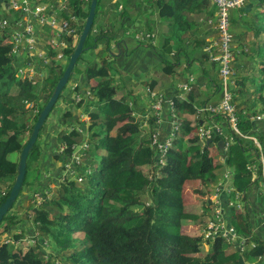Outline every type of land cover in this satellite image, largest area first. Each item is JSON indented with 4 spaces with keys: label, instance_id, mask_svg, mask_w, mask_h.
Segmentation results:
<instances>
[{
    "label": "trees",
    "instance_id": "trees-1",
    "mask_svg": "<svg viewBox=\"0 0 264 264\" xmlns=\"http://www.w3.org/2000/svg\"><path fill=\"white\" fill-rule=\"evenodd\" d=\"M68 6L70 16L78 20L79 27L75 35L65 36L66 65L59 68L60 62H55L56 55L50 52L53 65L41 80H19L16 64L20 55L12 54V44L6 43L7 31L0 29V205L14 183L19 156L32 127L73 53L88 16L90 0H69ZM214 13L211 0H97L93 25L84 43V53L94 50L96 57L85 60L82 53L71 76L72 79L75 75L82 76L80 82L69 89V93L78 95L79 102L65 99V88L58 97V100L67 101L65 105L72 104L61 117L64 124L67 120L69 125L76 120L73 112L86 103L83 114L90 118V125L85 130L90 133L88 164H92V168L89 174L83 173L85 168L81 170L82 174L77 171L78 176L83 177L82 181L85 176H89V180L78 186L81 182L72 179L68 183L67 179L71 177L67 176L66 183L60 182L55 196L49 200L45 198L39 209H35L31 225L40 232L39 237L49 243L47 250L44 248L47 245L41 242L43 247H29L23 240L22 230L13 229L22 221L13 214L21 191L0 222V264H238L239 256L264 264V241L252 237L244 207H232L228 211L231 225L246 240L242 248L240 243L216 234L212 238H196L189 254L180 252L182 228L190 222L201 225L204 231L212 220L207 213L216 206L214 203L208 205V200L220 181L217 170L223 166L229 169L230 179L229 176L226 179L230 181L233 194L234 190L244 192L251 185V174L247 169L251 161L246 154L252 145H245L234 132L228 130L232 141L219 164L211 156V148L223 137L212 136V143L205 149V140L198 136L187 139L193 128L202 127L207 116L197 109L209 103L216 104L220 99L221 85L214 79L217 66L210 62V53L217 50L213 46L217 31L214 23L207 22L215 19ZM61 18L74 26L68 15L62 14ZM157 24L166 27L159 36L157 47L144 43L124 55L120 52L112 54L111 45L120 47L127 42L126 36H133L135 31L136 34H152L153 39ZM230 32L234 37L232 52L235 58L231 92L238 117L237 129L246 133L254 126L252 117H263L258 122L264 124V0H244L240 8L231 11ZM141 48L154 50L158 59L154 71L159 70L170 80L167 90L171 91H162L172 102L173 111L170 113L169 106L163 104L160 113L169 130L166 136L155 132L159 140L164 141L169 136L171 123L180 130V136L175 138L165 155L164 166H160L158 153L151 145L155 126L151 111L145 121L135 116L131 103L135 96L129 90L121 91L116 78L121 72L113 65ZM246 60L249 66L244 64ZM240 67L247 70L246 74L239 73ZM181 70L179 81L176 76ZM194 71L207 80L204 99L199 98L204 91L199 90L198 79L190 82ZM39 81L42 85L37 90ZM179 84H187L190 91L181 94ZM151 87L153 90L156 84ZM87 93L89 96L86 97ZM24 103L32 105L30 112L24 110ZM211 118L223 121L222 115ZM146 121L152 132L142 128ZM43 126L26 159V177L30 169L33 175L35 163L40 165L42 162L39 139ZM95 126H98L96 131L92 130ZM259 135L258 139L264 145V135ZM58 140L66 144L64 150L61 156H51L64 163L63 156L69 159L73 152L71 147L83 142L84 138L72 130L68 134L62 132ZM12 155L13 160L9 159ZM94 159L98 160L96 168L93 167ZM34 169L36 178L29 182L25 178L23 189L35 185L44 194L42 188L46 187L45 191H48L47 185L41 183L38 168ZM187 181L203 184L198 214L189 212L185 206L182 192ZM203 242L209 252L204 258L194 256ZM16 243L21 244L16 246ZM230 247H233L231 251Z\"/></svg>",
    "mask_w": 264,
    "mask_h": 264
},
{
    "label": "rangeland",
    "instance_id": "rangeland-1",
    "mask_svg": "<svg viewBox=\"0 0 264 264\" xmlns=\"http://www.w3.org/2000/svg\"><path fill=\"white\" fill-rule=\"evenodd\" d=\"M38 4H40V3H38ZM111 11L116 12L117 10L113 9ZM3 15H4V12L0 9V18L3 17ZM96 25H97V22L95 21L94 28L96 27ZM43 28H44V26L39 28V32L41 31V36H42V39H40V41H39L40 33L38 32L36 39L33 38L32 40H30V42L25 40L24 43H22L23 45L21 44L19 46V48L21 50V52L19 53L20 54V61L16 64L17 76L19 77V80H23V79H29L32 81H34L36 79L41 80L43 77L48 75V69L51 68L53 65V62H52L53 60L46 57V55L51 56L50 55L51 53H49V51H48L49 46L47 49V48H45V45L47 43L46 40L48 42L50 40H54L52 42H49V45H52L54 48L57 45V43H56L57 41L55 38L56 34L55 35L53 33L47 34ZM46 28L48 29L49 27H46ZM165 29H166L165 26H160L159 24H157L156 30L154 31L155 37L152 39V41L149 40L148 38H145V37L137 38L135 35L137 31H135L133 36H126V37L130 38V42H129V44L131 45L130 48L128 50H125V47L123 44H121L120 47H117L114 44H112L111 45V49H113L112 54L116 55L117 53L120 52L124 55L130 49L136 48L138 45L144 44V43H151L152 46L157 47V43L159 42V36L162 35L166 31ZM6 31H7V35H8L6 43H9V42H11L9 39L11 37L10 36V29H6ZM50 35H52L51 38H50ZM128 38H126V40H129ZM148 40L150 42H148ZM15 41H16V38H15ZM122 41H123V39H122ZM233 42H234V37H233ZM93 52H94V50L88 52L87 54L83 52V56H82L83 59L92 60L93 58H95L96 53H93ZM19 54H17V55H19ZM247 60H249V59L247 58ZM247 60L244 64L249 66V63L247 62ZM58 61H60V60L56 58L55 62L58 63ZM143 63H144L145 68H142ZM157 63H158V59L154 56V50L153 49L145 50L142 48L139 49V52L134 53L131 56H126V57L123 56L121 59H119L115 63H113V65L115 67H117L119 69V71L121 72V74L116 75V78L118 79V86L122 89L121 91L122 92H126L127 90L131 91L130 90L131 85L129 82L133 79H136L137 81H139L137 83L138 85H140L141 82H144V81L147 83V84L143 83V84H146V85H144V87H147V88H145V90H144L143 86L141 85V89L144 92V93L142 92L143 101H145V94H147L148 97H151L152 93L163 94L162 90L167 89L168 82H170V80L166 76L162 75V73L159 72V70L154 71V68L157 67V65H156ZM241 63H242V61H241ZM119 64H120V66H119ZM65 65H66V62H65V60H63L60 62L59 68H63ZM79 65H80V62H79ZM136 65H137V67H136ZM77 67H78V65H77ZM76 69H75V72L77 71ZM246 71L247 70L240 67L239 73L246 74ZM181 72H183V71L181 70L179 72V75L176 76L179 81H181L180 79L182 77ZM193 77L196 78L195 75H193ZM125 79H127V80H125ZM214 79H215V81H216V79L219 81L218 76L215 77ZM232 80H233V78H232ZM123 83L125 85V88H123ZM152 83L156 84V87H153V90L151 87ZM74 84H78V83H77V81L72 82V78H71L69 80V82L67 83L64 91H66L69 86H70L69 87V89H70L72 86H74ZM41 85H42V83H41V81H39L38 85H37V90H39ZM206 89H207L206 87L201 88V91H204V93L201 92V94L199 96L200 99L205 98V90ZM85 96L87 97V94ZM64 98L65 99L67 98L68 101H70V102L75 100V103H77V100L79 97H78V95L76 96L72 92L71 93L67 92L64 95ZM127 101L130 103V100L127 99ZM65 102H67V101H64L62 99H60L56 102V104H55L53 110L51 111L46 123L43 126L44 128L41 132L40 139H39L41 141V144H42V150H43L44 146H45V148H47V150H51L50 142L53 139H56V141H55L56 146L59 149L56 150L55 152L61 156L62 151L64 150V147L66 145L64 143H60L58 140V137L62 132H65L66 134H68L72 130H74L75 132H77L79 134V137L84 138V141L81 143H77V146L76 145L74 146V149H73L74 152L72 153V158L70 157L71 160H70V158L68 159V157L65 158L63 156V158L65 159V162L63 163L61 160L54 159L52 157L53 160H55V162H57L59 164V167L60 168L62 167V168H61L60 172L57 171L56 173H52L51 175L48 176V180H49L47 182L48 191H45L46 187H43L42 190H44L45 193L42 194V192H40L41 188L39 186H35V185H33L32 187H29L28 189H26L27 187L26 188L24 187V189L22 190V193L20 196L21 199H19V201L16 202L17 204H15L13 214H16L19 217V221L22 219L21 216L25 210H26L25 212L27 213V216L30 215L29 216L30 220L27 223L28 225H27L26 229L24 230V232L22 233L23 234V240L27 241L29 247H35V246L38 247L39 245H40V247L41 246L43 247V245L44 246L47 245V247H44V248L46 250L48 249L49 243L46 240H42L39 237L40 232L37 231L33 225H31V219L34 215L33 213H34L35 209H39V207L41 206V204L45 198L47 200H49L53 196H55L56 191L59 188L60 182H62L66 179V176L68 175L67 171L72 167L71 161H76L77 159H79V157L77 156V153H79L78 148L81 147V148L86 149V151L83 153L82 158H81V165H80V167H78L79 168L78 170H80V173L82 174L81 170L83 168H85L83 170V173L89 174L86 172L87 171L90 172L91 168H92V164H88L89 158H90L89 153L91 151V148L88 145L90 142V139L88 140L90 133L88 130H85L90 125V118L88 115L83 114L84 113L83 112L84 106H85L84 104H86V103L84 102V104L81 107L77 108L76 111L73 112V115L76 117V120L73 119L72 123L69 122V123H71L69 125L68 120H67V124H64L63 121L61 120L63 113L65 111L69 110L71 108V105H72L70 102L68 105H65ZM138 102H140V100ZM150 102H151V100H150ZM131 103H133L135 108L138 107V109H136V110L134 109L135 116L136 117L139 116L138 118H143V119H141L143 121L147 120L148 116L150 115V109H149V111L147 109L148 106L147 107L145 106L143 108L139 107L138 104L136 103V100H134V98L131 100ZM209 104H211V103H209ZM64 106H66V107H64ZM31 107H32V105L30 103H24V110L25 111L30 112ZM202 107L200 109H197V110L199 112H201L203 110ZM141 109L143 110V112H141ZM138 112H141V113H138ZM202 117L204 119V116H202ZM211 117H213V116H210L207 114L205 120L201 124L203 128H206V125H205L206 123L214 122V120H212ZM219 121L220 120H217L215 122H218L220 124V126L222 127L223 137H226L229 140V142L231 143L232 139L229 138L228 130H231L232 132H234V131L228 126L227 123H225L223 121L224 123L221 124ZM49 122H50V124H49ZM29 123H32V120H30ZM141 126H142V128H145L146 130H149L150 132H152L150 129L151 126L148 125L147 121L144 122ZM199 128L200 127L193 128V130L190 131L191 133H189V136L187 139L192 138L193 135L198 136ZM92 130H94V131L98 130V126H95ZM24 136H26V135H24ZM179 136H180V130H177L175 133V138L179 137ZM175 138H174V140H175ZM25 140H26V137H24V141ZM87 140H88V143H87ZM84 144H87L88 146H85ZM9 159L13 160L14 156L12 155ZM93 162H94L93 167L96 168L98 166V160L94 159ZM50 163H53V162L50 160ZM165 163H166V160H165V158H163L162 161L160 162V166H164ZM34 165L35 166L37 165V166L36 167L33 166V170H32L33 175H31V169H30V174H28L27 177H25L26 182H29L30 180L36 178V171L34 168H38L37 173L40 172V169L42 167V163H40V165H38V163H35ZM75 173L77 174V176H75V179H76L77 177H79L78 171L76 170ZM216 173L219 174L220 181L222 182L223 180H226L225 179L226 177L229 176V169L223 166L222 168L217 170ZM225 174H228V175L225 176ZM39 177H40V175H39ZM84 178H85V181L83 180L84 182L89 180L88 179L89 176H85ZM72 179H73L72 177H71V179H67L68 183H70V181H72ZM83 181L80 184H78V186H83L84 185ZM64 183H66V181H64ZM183 188L186 190V192H185L186 196L184 197L183 192H182L183 193L182 196H183V200H184V203H185L187 210H189V211L197 210L199 208V207H196V205L198 203H196V204L192 203L194 199L191 198V196L195 197L196 196L195 194H197V196H200L198 194L200 192H202V189L204 188L203 184L201 182H198V181L185 182V184L183 185ZM25 198H27V201ZM237 206L238 205H233L232 207L237 208ZM213 212H214V210H212L210 208L209 212L207 213V215H209V217L211 216V219L213 218ZM202 228L203 227L201 225H198L196 223H190V222L187 223L182 228V230H181L182 231V239H181V244H180V252L181 253L189 254L191 251V247L193 245H195V243H196V238H199V237L203 238L204 237V233H203ZM13 229H16V228L13 227ZM14 232L18 233V231H14ZM77 236H80V235H77ZM7 239H9V236L7 237ZM40 242L43 245L39 244ZM234 242H238V241L235 240ZM245 242H246L245 239L242 240L243 246L245 245ZM19 245H18V243H16V246H19ZM198 247H199V252L196 253L194 256L204 258V256H206L207 253L209 252V247L204 242H203V244L201 243ZM232 248L233 247L229 248L230 251L232 250ZM46 252H49V251H46ZM244 260L247 262V264L255 262L254 260L253 261L249 260L247 257H244Z\"/></svg>",
    "mask_w": 264,
    "mask_h": 264
},
{
    "label": "built area",
    "instance_id": "built-area-1",
    "mask_svg": "<svg viewBox=\"0 0 264 264\" xmlns=\"http://www.w3.org/2000/svg\"><path fill=\"white\" fill-rule=\"evenodd\" d=\"M36 1L38 0H2V2H0V9L4 12L5 17L0 19V29H10L11 42L9 43L12 44V54H19L21 52L19 46L24 43L25 40L30 42V40L33 38L36 39L40 27H49L53 30L52 33L54 35L56 34L55 38L57 45L53 48L52 45L48 44V51L49 53L52 52L56 55L54 58L59 59V63L65 60L63 54V50L67 47L65 36L75 35L78 31L79 22L74 16H70L71 9L68 6L69 0H52L48 4H37ZM42 1L43 0H40V2ZM211 1L215 7V19L212 21L209 20L207 22L211 24L214 23L215 25L217 38L213 43V46L216 47L217 50L216 52L213 51L210 53V62L212 64H216L217 66V76L221 85V93L220 99L216 104L211 103L204 105L201 112L210 116L222 115L223 121L228 124L234 133L241 139H244L243 133H240L237 129L238 117L236 115V109L233 104V96L231 92V87L233 86L232 65L235 58L232 52L233 36L230 32V12L240 8L243 5L244 0ZM6 5L8 8L5 7ZM62 14L69 16V21L74 24L73 27L69 25L68 21L61 18ZM136 37L152 39L153 36L147 33H137ZM52 41L54 40H50L49 42ZM46 57L49 58V55H46ZM193 80L194 77L191 76L190 82H194ZM177 87L181 94L190 91V87L187 84H179ZM87 95L89 96L88 93ZM149 98L151 100L150 111L153 115L152 117L154 118V124L157 126L162 120L160 113L162 111L163 104L166 106L168 105L169 112L172 113V102L167 99L164 94L152 93L151 97ZM262 119L263 117H252L251 121L254 120L258 122ZM205 125L206 128L201 127L198 131V137L202 141L211 140L212 136L223 137V129L218 122L206 123ZM177 130V125L171 123L169 136L164 141H160L157 132H155L157 130L153 129V133L151 135V145L158 153L159 164L162 159L165 158L166 153L172 146ZM223 139L224 148L226 150L231 143L226 137H223ZM253 144L259 153L258 161L256 165L253 166V168L256 172L258 186L261 192L264 194V149L262 148L260 141L255 140ZM84 145L88 146L87 144ZM74 146L71 147L72 150L74 149ZM78 149L79 153H77V156L79 159L76 161H71L72 167L67 171V176H70L73 179H75V176H77L75 171L79 169L78 167L81 165L82 155L86 151L85 148L80 147ZM70 157L72 158V154H70L69 158ZM86 173L90 172L87 171ZM76 180L79 183L82 182L81 177H77ZM237 209H240V206H237ZM220 212L221 210L219 207L214 208L213 218L203 231L204 238H212L214 235L220 234L230 242H234L235 240L238 241L240 243V247H242V240L244 239L237 236L236 232L232 228H227L225 223L223 224Z\"/></svg>",
    "mask_w": 264,
    "mask_h": 264
},
{
    "label": "crops",
    "instance_id": "crops-1",
    "mask_svg": "<svg viewBox=\"0 0 264 264\" xmlns=\"http://www.w3.org/2000/svg\"><path fill=\"white\" fill-rule=\"evenodd\" d=\"M51 1L52 0H43L42 2H40V0H38L36 2H37V4L38 3H40V4L41 3H45V4L47 3L48 4ZM111 10H113V9H111ZM46 27L47 26H45L43 28L45 30V32L47 34H51L53 32V30L50 29V28L47 29ZM39 33H40V38H39V41H40V39H42L41 31ZM51 37H52V35H50V38ZM46 42H47V40H46ZM129 42H130V40H127V42L125 43L126 45L123 44L124 47H125V50H128L130 48L131 45L129 44ZM48 44L49 43L47 42L46 45H45V48H47V49H48ZM101 48H103V47H99V49H101ZM137 52H139V50H137ZM82 67H83V65L81 66V68ZM136 67H137V65H136ZM142 68H145L144 67V63L142 65ZM211 69H212V67H211ZM193 75H195L196 79H198V83L201 84L199 90H201V88H203V87L207 88V80L204 77L200 76V74L198 72H196V71H194ZM81 79H82V76L75 75L73 77V79H72V82H74V81L76 82L77 81V83H79V81ZM138 82L139 81H137L136 79H133V80H131L129 82L130 85H131V87H130L131 93H132L133 96H135V100H136V103L138 104V106L141 107V108H143L145 106L146 107L148 106L147 109L149 111L150 104H151L150 99L147 96V94H145V101H143V94H142L143 91L141 89V85L143 84V82H141L140 85L137 84ZM142 86H143L144 90H145V88H147V87H144V85H142ZM151 86H153V83L151 84ZM69 87H68V91L67 92H69ZM163 91L165 93H167L168 91H171V90H167L166 89V90H163ZM67 92L65 91L64 95ZM139 100H140V102H138ZM64 107H66V106H64ZM134 109L136 110V109H138V107H136V108L134 107ZM141 112H143L142 109H141ZM141 112H138V113H141ZM133 113H134V110H133ZM215 121L216 120L214 119V122ZM219 122L221 124L224 123L221 120ZM252 122L254 123L253 128L250 131H248L246 133H243L244 139H242V141H243V143L245 145H249V146L252 145L251 146L252 148L246 154L248 159L251 161V164H249L247 166V169L250 171V174H251V185L244 192H239V191L234 190L235 193L233 194V193H231V192H233V189L230 186V183H229L230 181L228 179H226L227 178L226 177L225 178L226 180H223L222 182L219 181L218 185L214 188L215 191L209 197L208 205H211V204L214 203V205L216 207H219L220 210H221L220 215H221V220H222L223 224L225 223L227 228H232L235 232H236V230L231 225V223H230V221L228 219L229 218L228 217V211H229L230 208H232V205H238V206H240V208L244 207V209H245V211L247 213V216H248V220L250 222L249 224H250V228H251L252 237H258L260 240L264 241V194L261 192V190H260V188L258 186V181L256 180V172H255V170L253 168V166L256 165V163L258 161V158H259V153L257 152L253 142L255 140L259 141V139H258L259 136H260L259 134H261L262 136L264 135V128H262V127H264V124H260L259 122H256L254 120ZM209 123H211V122H209ZM49 124H50V122H49ZM153 129H156L158 131V133L161 134V136H164L165 134L167 135V133H168L169 125L166 126L165 120H164V118H162V120L160 121V123L157 126L156 125L153 126ZM259 129H260V133H259ZM55 141H56V139H53L50 142L51 150H47V148H45V146L43 148V157H42V162H41L42 163V167H41L40 172H39V175H40L39 179L41 180L42 184H46L47 185V182L49 181L48 180V176L51 175L52 173H56L57 171L60 172L59 164L57 162H55V160H53V158L51 156V155L57 156L56 152H55L56 151V142ZM262 148L264 149V145H262ZM226 150L224 148V153H225ZM224 153L222 154L219 151V149L217 148L216 144H215V146H213L211 148V156H213V159H214L215 163H217V164L223 162ZM50 160L53 163H50ZM227 175L228 174H225V176H227ZM229 179H230V176H229ZM185 192H186V190L183 189L184 197L186 196ZM195 195H196L195 197L191 196V198L194 199L192 203H195V204L198 203L196 205V207H199V208L197 210H195V211H189V210L188 211L191 212V213L195 212V213L198 214L200 212V208H201V203L200 202H201L202 198H201V196H197V194H195ZM19 199H21V197H19ZM25 199L27 201V198H25ZM25 211H24V213L21 216V218H22L21 220L22 221L19 222L17 226H15V228H19L18 230H22V232H24V230L26 229V227L28 225L27 224L28 223V216H27V213ZM236 234H237V232H236ZM237 236H239L240 238L245 239L244 236H242L240 234L239 235L237 234ZM249 245L253 246L254 243L253 242H249ZM242 247H243V245H242ZM244 248L246 249V247H244ZM243 262L245 264H247L246 261L243 260ZM250 264H257V262H252Z\"/></svg>",
    "mask_w": 264,
    "mask_h": 264
},
{
    "label": "water",
    "instance_id": "water-1",
    "mask_svg": "<svg viewBox=\"0 0 264 264\" xmlns=\"http://www.w3.org/2000/svg\"><path fill=\"white\" fill-rule=\"evenodd\" d=\"M2 2V0H0ZM97 5V0H90V6L88 11V16L85 20L84 26L82 28V31L78 37V41L75 45V48L73 50V53L69 57L67 66L62 74V76L57 81L50 97L48 98L45 106L39 113L33 127L31 134L25 143L24 147L21 150L20 156H19V162L17 165V174L14 179V183L10 189L8 197L5 199L3 203L0 205V222L2 221L3 217L6 215V213L11 209L12 205L16 202L19 194L21 193L24 185V180L26 177V159L29 155V153L32 151L34 144L37 141L39 132L43 126V124L47 121L51 111L53 110L54 105L56 104L59 95L67 85L69 79L72 76L73 70L75 68L76 62L78 58L81 56V54L85 51L84 43L91 31L94 17H95V9ZM8 8V6H5ZM118 47V46H117ZM119 54V53H118ZM19 55L16 54V57ZM212 143V140H205L204 142V149ZM217 148L219 151L223 154L224 153V142L223 140H219L218 143H216ZM58 155V153H56ZM224 157V155H223ZM238 264H244L243 259L241 256L238 257Z\"/></svg>",
    "mask_w": 264,
    "mask_h": 264
}]
</instances>
